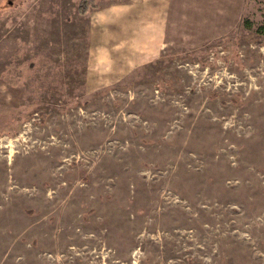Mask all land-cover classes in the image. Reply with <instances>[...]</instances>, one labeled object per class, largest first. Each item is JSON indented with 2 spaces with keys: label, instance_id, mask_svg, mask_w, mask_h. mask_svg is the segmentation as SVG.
<instances>
[{
  "label": "rangeland",
  "instance_id": "obj_1",
  "mask_svg": "<svg viewBox=\"0 0 264 264\" xmlns=\"http://www.w3.org/2000/svg\"><path fill=\"white\" fill-rule=\"evenodd\" d=\"M81 1L0 0V264H264V0L107 85Z\"/></svg>",
  "mask_w": 264,
  "mask_h": 264
},
{
  "label": "crops",
  "instance_id": "obj_2",
  "mask_svg": "<svg viewBox=\"0 0 264 264\" xmlns=\"http://www.w3.org/2000/svg\"><path fill=\"white\" fill-rule=\"evenodd\" d=\"M244 0H110L90 13L89 57L100 82L158 59L166 44H197L232 30ZM217 5L224 7L218 15ZM187 11V12H185ZM185 17V18H184ZM182 34L187 35L185 39ZM110 84V83H106Z\"/></svg>",
  "mask_w": 264,
  "mask_h": 264
},
{
  "label": "trees",
  "instance_id": "obj_3",
  "mask_svg": "<svg viewBox=\"0 0 264 264\" xmlns=\"http://www.w3.org/2000/svg\"><path fill=\"white\" fill-rule=\"evenodd\" d=\"M96 7V0H82L79 5V12L83 15L86 14L90 8L95 9Z\"/></svg>",
  "mask_w": 264,
  "mask_h": 264
}]
</instances>
